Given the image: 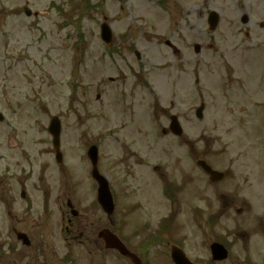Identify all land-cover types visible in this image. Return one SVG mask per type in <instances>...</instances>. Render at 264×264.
Here are the masks:
<instances>
[{"label": "rangeland", "instance_id": "374dc122", "mask_svg": "<svg viewBox=\"0 0 264 264\" xmlns=\"http://www.w3.org/2000/svg\"><path fill=\"white\" fill-rule=\"evenodd\" d=\"M82 1L0 0V112L5 116V123L0 124V162L10 131L15 140L23 142L29 155L52 147L48 128L50 121L59 117L64 150L74 159L70 163L79 167L76 152L85 145L84 135L91 143L103 146L97 95L104 80L118 76L119 82L114 85L116 102L130 101L129 94L138 100L145 98L138 96V86L145 81L154 93V114H150L153 136L122 132L116 137L123 145L151 148V164L144 184L138 186L122 178L118 171L109 172L110 164L118 158L114 149L121 145L107 140L105 146L107 157H111L107 173L116 195L117 221L128 222V232L131 221L142 218L152 222L155 231L157 216L162 217L166 211L159 206L163 199L162 180L153 169L158 166L161 173H172L175 167L186 172V179L192 178L199 184L195 186L199 199L189 197L182 209L186 218L198 210L196 220L203 228L186 227L196 250L194 260L209 264L206 249L212 239L222 238L232 247L231 264H244L248 247L252 261L261 264L264 30L252 24L242 25L240 18L246 14L254 21L264 22V0H87L88 4ZM30 5L38 12L37 18L25 15L23 9ZM211 11L220 15L215 32L209 30L207 23ZM44 12L50 14L48 19L42 17ZM105 17L115 34V49L122 52L110 59L105 57L108 54L100 35ZM247 31L252 34L250 40L245 35ZM167 39L182 50L180 62L170 55L164 43ZM196 44L202 48L199 54L194 52ZM131 47L141 53L140 61L128 52ZM168 65L179 66L182 73L174 76V70H165ZM201 104L206 108L200 121L195 113ZM171 114L180 118L184 130L181 139L162 133L168 129ZM200 158L228 174L218 194L207 187V181L197 171L194 161ZM84 167L80 166L82 174ZM26 171L30 178L25 185L26 200L12 185L9 216L0 203V264H38V242L54 241L60 235L59 195H53L51 200L43 198L38 165L31 172L29 167ZM64 188L71 190L78 211L99 221L95 214L100 210L96 194L85 175L80 183ZM187 192L190 191H186V199ZM223 210L226 217L213 232L207 219ZM238 210H243V214L238 215ZM41 226L47 229L42 230ZM15 232L28 235L32 246L25 248ZM245 233L253 238L251 245L245 242ZM160 262L170 264L164 259Z\"/></svg>", "mask_w": 264, "mask_h": 264}, {"label": "flooded vegetation", "instance_id": "af4514ba", "mask_svg": "<svg viewBox=\"0 0 264 264\" xmlns=\"http://www.w3.org/2000/svg\"><path fill=\"white\" fill-rule=\"evenodd\" d=\"M249 24L264 29L261 23L255 22L252 18H248L244 25ZM246 36L248 39L251 37L248 32H246ZM254 43L256 46L259 45L257 41H254ZM166 45L171 54L181 61V49L170 42L166 43ZM112 48H107L106 50L111 52ZM112 52L120 55V51L112 50ZM166 70H174V73L176 72L177 74L181 73L179 66L175 68L168 65ZM116 82L113 78H109V82H106L107 84L104 87L103 93L99 94L101 104L100 118L102 122V139L100 141L101 143L103 142V146L100 145L98 170L102 176L109 178L107 162L111 161V157L110 154L107 157L105 146L107 147V140L114 141V144L118 142L121 146L114 149L118 158L115 159L114 163L110 164L109 172L118 171L122 174V178H126L141 186L144 184V178L148 176L151 164V148L147 147L145 150L139 145H123L116 137L122 132L128 135L134 132L137 136L149 137L153 133L151 119L145 117L143 112H141L143 115L141 118L139 114H136L138 108L143 107V105L137 103V97L133 101L127 102L122 112H118L121 105L113 101V96L116 95V87H112ZM149 92V88H143V93L146 97L150 94ZM81 95H85V93ZM144 118L143 122L139 121V119ZM122 120L125 122L123 123ZM136 120L139 122L138 124H136ZM89 147L86 146L84 148L89 149ZM1 149L2 147L0 146ZM44 154L48 156L46 159H42L43 154L39 151L35 155H29L25 146L21 143H18L16 147H12L10 132L7 134L4 154L1 159L3 171L0 172V200L6 202L10 199L13 183L17 182L19 188L22 187V169L27 163H36L35 160L37 158L38 168L40 169L38 180L40 181V185L45 183L48 187L47 192H45L47 196L55 193L56 185L60 183L64 185H72L73 183L75 185L84 179L82 171L69 163L72 160L70 156L67 158L62 156L61 161L66 160V163L60 165L55 152L47 151ZM51 157L54 158V168L50 162ZM162 175L163 199L159 200V206L166 211V214L160 218L157 216L158 220H156V224H158V231L156 233L152 232L151 229L143 231L146 227L151 228V225L143 224L142 221L145 222V220L138 217L131 221L132 226L129 232L125 231L128 222L123 221L122 226H119L118 222H113L115 225L114 229L116 230L115 235L122 240L123 246L129 255L132 256L131 259L123 257L116 250L107 248V244L101 240L100 235L107 230L106 218L104 216H100L99 221L95 222L91 220L90 216L80 214L74 216L70 212V216L67 219L68 225L62 230L64 241L38 242V264H161V259L172 263L173 254L175 256L181 254L180 251L197 264L194 261L196 250L192 247L191 235H188L186 232V226L196 221L195 218L199 216L198 210L186 218L182 209L186 201L189 200V197L195 196L199 199L200 196L196 194L198 191L195 187H198L199 184L194 183L195 180L192 178L186 179V172L175 167H173L172 173L164 171ZM49 183L52 193L49 189ZM217 187V185L213 187L214 191H217ZM61 191L65 198L71 195L69 188L62 189ZM186 191H190V193L187 192V199L185 198ZM68 202L70 201L68 200ZM118 227H120L119 230ZM128 233L131 235L130 239L123 236V234L127 235ZM210 242V245L219 243L228 248L227 243L223 239H212ZM174 249L176 250L175 253H173ZM262 260V264H264V257Z\"/></svg>", "mask_w": 264, "mask_h": 264}, {"label": "water", "instance_id": "95a60500", "mask_svg": "<svg viewBox=\"0 0 264 264\" xmlns=\"http://www.w3.org/2000/svg\"><path fill=\"white\" fill-rule=\"evenodd\" d=\"M218 21L217 15L215 13L211 14L210 16V24H211V29L213 30L216 26V23ZM103 35H105V38H108V36H110V30L107 26L103 27ZM196 52H199V47H196ZM203 111H204V106H202L200 109H198L197 111V117L198 118H202L203 116ZM4 120V117L2 114H0V122H2ZM172 121H176V118H173ZM172 129H176V134H181V131L179 129L178 124L176 125V128L174 127V125H172ZM175 132V130H173ZM50 132L54 137V145L55 147L59 146V140H60V132H61V124L60 121L58 119H54L51 123L50 126ZM97 150L95 148H93L90 151V156H92L93 154H96ZM94 163H96V159L94 160ZM199 166L210 176L212 182H217L220 181L224 178V175L222 173L219 172H215L213 171L208 165H206L205 163H200ZM100 184V191H99V201L100 204L102 205V207L104 208V210H106L110 215L113 213L114 211V204H113V200L109 191V187L107 185V183L105 181H103L101 178H97ZM106 241L108 243H112L115 241V239L112 238H106ZM212 254H213V258L216 261H223L227 258V254L225 252V250L218 245H214L212 247ZM176 264H190L188 261H180V260H176Z\"/></svg>", "mask_w": 264, "mask_h": 264}]
</instances>
